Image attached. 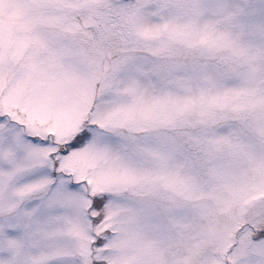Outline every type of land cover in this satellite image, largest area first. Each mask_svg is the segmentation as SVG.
<instances>
[{
  "label": "snow or ice",
  "instance_id": "6c2138e0",
  "mask_svg": "<svg viewBox=\"0 0 264 264\" xmlns=\"http://www.w3.org/2000/svg\"><path fill=\"white\" fill-rule=\"evenodd\" d=\"M0 264H264V0H0Z\"/></svg>",
  "mask_w": 264,
  "mask_h": 264
}]
</instances>
